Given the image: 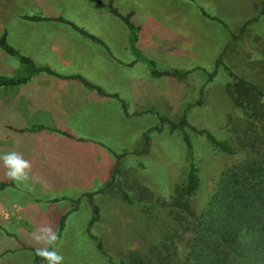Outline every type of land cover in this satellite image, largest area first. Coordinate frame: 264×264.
<instances>
[{
	"label": "crops",
	"instance_id": "0c3cea01",
	"mask_svg": "<svg viewBox=\"0 0 264 264\" xmlns=\"http://www.w3.org/2000/svg\"><path fill=\"white\" fill-rule=\"evenodd\" d=\"M0 1V36L6 34L20 54L54 73L41 72L19 86L0 87V153H21L39 179L30 182L29 190L9 180L0 166V186L5 185L0 187V264H34L35 249L41 245L32 233L42 224L50 222L60 233L56 248L62 256L63 234L88 237L90 214L81 216L72 201L84 202L83 194L103 187L113 171L114 154L130 153L139 146L147 130L141 131L140 117L148 111L142 100L148 95L149 81L177 79L156 77L154 71H192L188 76L201 72L203 66L197 61L204 53L219 57L230 36L225 23L209 12L216 9L215 0H101L121 15L132 14L141 56L147 60L150 52L161 57V68L152 69L135 59L128 28L107 7L90 0ZM25 15L63 18L102 44L68 23L28 21L22 19ZM220 34L225 42L216 53L204 48L219 45ZM4 54L16 70L0 71L1 76H27L16 57ZM217 71H222L221 66H215L213 73ZM76 77L108 95L116 94L126 103L128 115L118 99L99 94ZM194 86L204 89L206 82L194 80ZM38 126L44 129L26 130ZM68 190L77 195L66 196Z\"/></svg>",
	"mask_w": 264,
	"mask_h": 264
},
{
	"label": "trees",
	"instance_id": "16d2710c",
	"mask_svg": "<svg viewBox=\"0 0 264 264\" xmlns=\"http://www.w3.org/2000/svg\"><path fill=\"white\" fill-rule=\"evenodd\" d=\"M107 7L108 11L120 18L129 31L132 52L136 60L146 61L154 69L151 60L144 59L136 47L138 28L130 21L131 13L121 15L110 3L107 6L101 0H90ZM264 16V3L259 12ZM212 18V17H211ZM28 21L54 20L70 24L84 37L102 44V41L87 31L76 27L63 18H45L40 16H23ZM217 20L216 18H212ZM258 17L244 22L238 34H231V43L242 38L247 27L257 21ZM225 47L227 51L231 45ZM0 50L16 57L26 67L27 76L8 78L0 75V87L19 86L26 83L33 75L44 72L54 73L47 67L36 66L27 56L14 49L6 39V34L0 36ZM224 51V52H225ZM216 67H223L231 81L224 87L226 96L236 109L238 117H229L232 139H221L213 132L197 128L189 124L187 109L178 121L154 113L158 118L155 127L147 129L140 136L139 146L130 153L114 154L115 165L108 181L94 192L82 195L90 205V219L86 232L93 241L97 251L108 259L111 264H264V87L254 81L235 74L220 56L215 62ZM192 71L180 72L167 70L161 76L185 80ZM215 73L209 74L206 83L211 82ZM88 88L99 94L110 96L120 101L125 115L126 103L116 94L108 95L100 88L76 77ZM203 88L199 94L202 95ZM201 104L200 101L197 103ZM168 126L170 133L179 131L186 150L188 170L184 180L176 185L168 200L154 199L152 192L130 177L132 168L124 164L125 156L135 158L146 156L150 152L153 134L163 131ZM43 126L32 127L27 131H39ZM187 130L197 134L207 141L212 149L220 154L244 157L237 163L227 167L219 176L215 187L209 194L204 205L197 210L192 204V198L200 190L199 168L196 162L194 145ZM128 168V169H127ZM5 185H1L3 187ZM118 195L120 200L129 207L139 208L144 214V231L136 234L140 245L135 250H129L115 262L108 250L109 239L104 238L102 228L103 217L101 208L95 203L96 195ZM80 199L73 203L77 204ZM67 215L59 222V232L65 226ZM147 230L155 232L154 241L147 237ZM60 238V233H58ZM34 264H46L35 254Z\"/></svg>",
	"mask_w": 264,
	"mask_h": 264
},
{
	"label": "rangeland",
	"instance_id": "374dc122",
	"mask_svg": "<svg viewBox=\"0 0 264 264\" xmlns=\"http://www.w3.org/2000/svg\"><path fill=\"white\" fill-rule=\"evenodd\" d=\"M69 1V0H68ZM216 9L209 12L214 14L226 25L227 38L231 34H238L245 21L258 17V20L250 24L242 38L229 43L231 47L220 55L232 71L239 76L257 82L264 87V16H259L264 0H215ZM263 2V3H262ZM90 5V2H84ZM0 4L2 2L0 1ZM29 13L28 9L25 11ZM234 18V19H233ZM220 34L217 44L204 46L213 53L225 42ZM225 51V52H224ZM148 60H152L158 69L162 66L161 57L157 54L146 53ZM217 57L216 59H218ZM215 57L204 55L201 61L203 71L194 72L185 81L177 79L161 78L149 79L148 95L142 102L148 111H155L159 115L168 117L172 121H178L185 109L189 124L197 128L207 129L221 139H232L229 117H238L235 107L224 92L225 85L231 81L226 71H217L211 82L206 83L202 95L200 87L194 86L195 81H205L215 68ZM194 62L193 64L197 63ZM12 60L5 58L0 52V71L10 74L15 71ZM203 72V73H202ZM161 73V72H160ZM154 71L156 77L161 76ZM198 100L201 104H197ZM158 124V118L154 113H146L140 117V129L144 131ZM194 145V153L199 168L200 190L192 198L193 206L199 210L213 191L221 173L229 166L237 163L244 155L240 152L236 155L220 154L202 140L197 134L187 130ZM130 155L124 160L126 167L132 168L130 177L135 178L140 184L147 187L154 199L168 200L176 185L180 184L187 173L188 161L186 150L179 131L169 132L168 126L159 134L152 135L151 150L146 156L134 159ZM127 168V169H128ZM98 190V189H97ZM66 196H76L75 191L68 190ZM79 202L76 209L81 216L90 214V205L86 201ZM75 201V200H74ZM72 201V202H74ZM95 203L101 208L103 224L101 235L109 239L108 250L117 263L123 254L129 250H135L140 245V239L136 231H144V214L139 208L129 207L124 204L118 195H96ZM147 237L154 241L155 232L147 230ZM62 254L63 264H111L101 255L89 237L72 238L63 234Z\"/></svg>",
	"mask_w": 264,
	"mask_h": 264
},
{
	"label": "clouds",
	"instance_id": "9594fccd",
	"mask_svg": "<svg viewBox=\"0 0 264 264\" xmlns=\"http://www.w3.org/2000/svg\"><path fill=\"white\" fill-rule=\"evenodd\" d=\"M0 166L5 170L6 177L17 185L32 189V180L39 182L33 174L31 161L17 151L0 153ZM32 239L41 245L35 249L36 255L42 258L46 264H63L64 257L58 252L56 245L59 236L52 224L47 222L39 226L33 233Z\"/></svg>",
	"mask_w": 264,
	"mask_h": 264
}]
</instances>
